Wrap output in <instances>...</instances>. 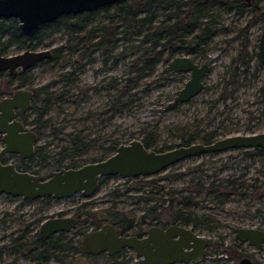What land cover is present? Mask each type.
<instances>
[{
  "label": "rangeland",
  "instance_id": "374dc122",
  "mask_svg": "<svg viewBox=\"0 0 264 264\" xmlns=\"http://www.w3.org/2000/svg\"><path fill=\"white\" fill-rule=\"evenodd\" d=\"M260 7L264 11V1ZM113 12L114 9H111L110 13ZM206 13L208 16L204 21L214 19L213 27L221 33L218 39L220 41L232 37L253 15L248 7L240 13L220 5H210ZM165 14L159 13L162 17ZM106 23L107 13L101 11L95 15L86 30L78 34L90 39V58H80L82 50H74L73 44V38L77 35L71 34L70 30L63 26L58 29L49 28L47 34L40 36L41 42L36 48L15 43L4 53L14 56L29 49L59 50L55 58L26 72L28 80L32 82V89H44L40 99L43 100L48 95L51 98L50 108L42 118L45 123L42 129L45 137L39 141L40 146L47 147L45 154L50 157L51 164V167L42 170L43 178L48 177L51 171L62 169L57 168V159L63 147H67L66 154L70 155L62 164H74L79 168L107 159L115 154L120 145H128L136 140L148 142L152 150L168 151L178 148L183 139L199 133L200 129L214 130L219 136L225 137L236 127L241 129L242 126L237 123H245L248 114H252L253 109L247 108L246 101L251 106L254 99L261 96L264 68L258 77L253 74L254 69L249 71L246 81L248 87L245 88L246 93L242 94V102L241 99L239 101L243 108L237 113H229L223 106H220L219 112L211 107L210 102L218 97L219 87L216 93L205 91L188 104H178L176 98L183 86L181 76L178 73H163L172 59L164 57L155 64V70L150 75L135 80L130 69L131 60L141 53L135 54L130 46L139 44V38L133 37L132 41L125 44L122 42L121 47L110 54L107 61L104 50L93 51L90 44L98 41L100 34L97 30ZM263 29L264 20L252 28L254 43H257ZM8 39L9 36L3 39L4 45H7ZM216 49L212 56L219 57V60L208 79V85L218 86L225 79V66L230 63L232 55L236 52L233 48L229 54L221 55L218 45ZM78 64L82 67L77 68ZM126 79H131L132 82L127 83ZM110 83H115L117 89L108 87ZM126 85H129L128 92L122 94ZM6 86L7 79L0 77V92H5ZM66 90L70 93L61 99L59 95ZM223 112L225 113L220 115ZM30 115L29 120H33L35 112L31 111ZM53 129L61 130L62 136L52 134ZM67 135L81 140L78 144L81 149L75 155L71 154L73 143L67 140ZM3 147L4 143L0 139V151ZM243 158V152L239 150L206 154L178 163L155 176L142 178L139 182L116 177L87 199L79 195L66 200L44 198L25 204L21 198L0 195V246L7 244L11 236L22 234L26 225H31L28 240H34L45 220L63 212L74 214L75 209L84 204L87 206L80 212L88 211L96 221L104 219L111 222L112 218L107 212L111 210L112 213H124L134 221L138 229H147V218H143L147 215L146 210L160 205V201H140L139 198L153 196L165 201L163 208L157 210L159 221L171 222L174 220L173 212L181 210L193 218L205 220L201 230H198L202 237L227 247L236 241L234 229L264 223V212L263 216H254L258 209L264 210V195L246 197L243 191L247 165ZM259 166H262V163H259ZM253 174L255 177L259 175L258 171ZM228 180L234 184L226 188ZM260 180L263 181L264 177ZM145 181L153 182L154 185ZM202 186H211L212 190L198 193L197 188ZM250 202L253 204L249 206ZM246 211H249V216ZM224 248L211 257L213 260L205 264H233L227 261L228 254ZM130 255L133 256L131 264H138L135 254ZM14 261L13 257H0V264H12ZM21 264L30 263L23 261Z\"/></svg>",
  "mask_w": 264,
  "mask_h": 264
},
{
  "label": "water",
  "instance_id": "95a60500",
  "mask_svg": "<svg viewBox=\"0 0 264 264\" xmlns=\"http://www.w3.org/2000/svg\"><path fill=\"white\" fill-rule=\"evenodd\" d=\"M123 0H0V19H14L22 36L32 38L39 30L61 17L76 16L112 7ZM52 50H27L21 54L7 56L0 52V73L12 76L27 72L52 58ZM259 58L264 62V32L259 46ZM192 72L190 81L177 96L176 102H188L203 90L202 80L206 69L198 70L189 58L175 57L164 68L163 73ZM34 92L18 90L13 96L0 102V135L4 148L0 151V195H10L25 201L43 198L70 199L79 193L90 198L95 195L99 183L107 177L124 179L155 176L168 168L206 154H218L253 146H264V135L254 137L235 136L220 139L212 144H193L172 150L157 152L136 140L120 145L114 155L105 160L85 164L79 168H62L52 171L48 178L19 172L14 165L3 164L7 153L31 158L35 153L38 137L32 132L24 133L25 125L17 120L16 110L27 112L31 108ZM74 218L48 219L41 224L39 234L48 238L59 233H69L76 228ZM237 239L249 241L258 247L264 243V232L239 228ZM206 240L191 229L170 226L167 230L151 228L143 238L122 237L111 223L87 236L83 248L87 254L100 255L107 252L117 255L128 248L136 252L139 264H189L201 263ZM190 250V252H187ZM240 264H252L248 259Z\"/></svg>",
  "mask_w": 264,
  "mask_h": 264
},
{
  "label": "flooded vegetation",
  "instance_id": "af4514ba",
  "mask_svg": "<svg viewBox=\"0 0 264 264\" xmlns=\"http://www.w3.org/2000/svg\"><path fill=\"white\" fill-rule=\"evenodd\" d=\"M263 1L264 0H262L261 3ZM245 2L246 4L243 7V9L245 7H248L251 8L252 10L251 4L253 0H245ZM243 9L242 12L240 13H243ZM252 17L247 21L244 27H246L249 24V21L252 19ZM263 20L264 18L259 20L254 26H256L259 22H262ZM254 26L251 27L249 32L240 33L239 31H237V33L232 35V37L222 39L221 41L218 40L219 37L221 36V33L217 31L211 36H203L202 34H200L199 29L197 28L192 34L188 33L183 35L180 43V51L178 57L189 58L192 61V63L198 68V70L206 69V72L202 80L203 83L202 92L195 98L189 100L188 102H179L178 104H188L197 97H199L205 91H211L213 93H216L217 87H219L220 92L218 94V97L210 102V104L212 105L211 107L213 109L219 112L220 106H223L225 109H227L229 113H237L238 110H241L243 108L239 104V101L241 99L242 102V94L246 93L245 88L248 87L246 81L248 80L249 77V71L254 69L253 74L255 75V77H258V74L261 72V69L264 68V62H261L259 58L260 40L264 32V29L261 35L258 37L257 43H254L252 39L253 35H251L252 34L251 30ZM216 45L220 47L219 52L221 53V55L229 54V52L233 48H235V52H236L234 56L232 55L230 63H228L225 66L226 69V71H224L225 79L221 81V83H219L218 86L208 85V79L213 73L217 61L219 60V57L216 58L212 56L213 52L217 50ZM114 60H116V58ZM178 74L181 76V81L183 84L181 90L178 93L179 95L182 92V90L186 87V84L190 81L192 77V72L181 71ZM0 75H1L0 77H5L7 79V86L4 89L5 92H0V98L2 97L0 99V102L5 98H9L13 96V94L18 90H31L34 92V97L31 101V108L25 113L21 112L20 110H16V115H17V120L25 125V129L23 132L24 133L32 132L36 134L38 137L37 131H35L32 127H29L30 124L27 123L31 121L29 120L31 116L30 115L31 111H34L35 117L38 118L43 123L42 121L43 115L46 114V112H48L50 108V104L49 103L47 104L46 102V97L43 100L40 99L41 92L44 89L43 88L32 89V82L28 80L26 72H19L15 76H12L8 73H0ZM113 84L114 83H110L108 84V86L111 88V85ZM69 93H70L69 90L63 91L59 95V97L62 99ZM244 101H246V99ZM246 103H247L246 105L247 108L249 109V107H252L253 112L252 114H248L245 123L242 122L237 123L238 125L242 126L241 129L236 127L235 129L229 131L227 136L225 137L219 136L217 131L214 130L200 129L199 133L196 132L190 135L188 138L183 139L179 147L190 146L193 144H206V145L212 144L220 139H224L227 137H235V136L254 137V136L264 135V87L261 89V96L255 98L251 106L248 105L249 103L247 101ZM35 104L36 107L33 108V105ZM224 113L225 112L221 113L220 115ZM0 139L4 143L3 135H0ZM40 140L41 139H39L38 137V143L35 146V153L31 158L23 159L20 155L7 153L3 158V164L14 165L19 172L30 173L42 177L41 176L42 170L48 169L49 166L47 165L45 169H42L43 167L37 154V148L40 146L39 145ZM237 150L243 152V157H244L243 159L247 162V165L245 167L246 172L244 173V177L246 179L243 184V191L245 192L244 193L245 196L253 198L254 195H264V180L263 181L260 180L261 177H264V146H253V147H247V148L236 149L231 151H237ZM259 163H262V166H259ZM259 168H262L263 170ZM254 171L255 172L258 171L259 174L258 177H255V175L253 174ZM116 177L119 176L107 177L102 179L99 183L98 191L103 186H107L109 181L115 179ZM126 180L139 182L142 181V178L140 177L134 179L130 178ZM257 184H259V186H257ZM261 190H263V192H261ZM79 195H81L83 198H86L83 196L82 193H79L76 196ZM5 196L9 198H15L10 195H5ZM76 196L72 198H75ZM263 197H260V199H262ZM48 199H53V198H48ZM38 200L35 201L23 200V203L25 204L28 202L33 203ZM252 204H253L252 202L248 203L249 206ZM86 206L87 204H84L76 208L74 214H68L63 212L57 214L54 217L48 218V219H54V218L76 219L78 221V224L76 228H74L71 232L59 233L50 236L48 238L42 237L40 235L42 238H44L41 240L29 239L26 241H16L10 239L7 241V244L0 246V257L2 256L13 257L15 261L12 264H21V262L23 261H28V263L30 264H131L133 256L130 255V253H134L139 264L140 259L137 257L136 252L128 248L122 249L115 256H110L107 252L102 253L100 255H92V254H87L85 252L83 248L84 239L90 234L99 230L104 224H106L104 223L101 226H99L98 221H104V219L96 221L88 211L85 213H81L80 211ZM246 212H247L246 213L247 216H249L250 214L249 211ZM263 212H264L263 209H258L254 213V216L257 217L263 216ZM149 214L152 215H148L147 220L145 221L147 229L145 228L138 229V227L135 225L131 230L128 231L126 230L127 228L121 229L117 225L114 226L119 230L120 235L122 237L135 236L138 238H143L147 235L148 231L153 227H159L163 230H167L170 226L186 227L191 229L195 234L201 236L198 233V230H201L202 224L199 225L185 224L184 219L175 220V218L171 222L168 221L162 222L159 221V218L154 216L152 212H150ZM89 215L91 216L89 217ZM239 228L264 232V223L263 225L262 224L258 226L247 225L234 229L236 241H234L233 244L227 247H225L223 244L219 242H213L203 237L206 240V247L204 250V256L202 262L201 263L191 262L189 264H205L208 261L213 260L211 259V257L214 255L216 256L219 250L224 247L226 253L228 254V259H227L228 262H231L233 264H240L241 260L248 259L252 264H264V243H262L261 246L258 247L255 244H251L249 241L242 242L238 240L237 229ZM78 233L79 236H77ZM52 237H56V238L59 237V239L52 240L50 239ZM75 238H79V239L76 240ZM26 244H28V248L26 247ZM55 252L59 253L60 256L53 254ZM187 252H190V250H187ZM216 261H221V259H216ZM176 264H184V263H176Z\"/></svg>",
  "mask_w": 264,
  "mask_h": 264
},
{
  "label": "trees",
  "instance_id": "16d2710c",
  "mask_svg": "<svg viewBox=\"0 0 264 264\" xmlns=\"http://www.w3.org/2000/svg\"><path fill=\"white\" fill-rule=\"evenodd\" d=\"M261 1L262 0H253L251 7L254 15L246 27L238 30L240 33L249 32L252 26L264 18V12H262L260 7ZM245 4V0H123L115 6L106 7L93 13L61 17L54 23L43 26L36 36L32 38L22 36L18 30V22L16 20L0 19V52L2 54L6 53L8 47L15 43L24 44V46L28 45L29 47H36V45L41 42L40 36L47 34L46 31L49 28L53 27L58 29L63 26L69 29L71 34L77 35L73 38V44L75 45L74 50H82L80 58H90L92 55V52H89L90 48L88 47V40L90 39L88 37H80L78 34L84 32L87 26L94 20L95 15L103 11L107 13L108 23L98 28L97 31L100 34L99 39L95 43L90 44L93 51L104 50L107 61L109 60V55L121 47L122 42L125 44L126 42L132 41L133 37L139 38V40H141L140 43L130 46V49L134 50L133 52L135 54L141 53V55L136 56L131 60L130 69L131 73L135 76V80H140L150 75L155 70V64L164 57H167L169 60L178 56L180 43L184 34H192L197 28L203 36H211L216 32V29L213 27L215 22L214 19L207 22L204 21V19L208 16L206 10L210 5H220L228 10L242 12ZM111 9H114L113 13H110ZM160 12H165L166 14L162 17L159 15ZM7 36H9L8 43L7 45H4L2 41ZM125 50L126 49H124L123 52H125ZM58 51L59 50L56 49L53 50V56L51 59L56 57V53ZM123 54L124 53H122V55ZM81 67L82 66L80 64L77 65V68ZM125 81L127 83L132 82L131 79H126ZM128 86L126 85V87L123 88L124 91L122 94L128 92ZM111 87H113L114 90L117 89L115 83L111 85ZM50 100V96H46L47 104ZM35 107L36 104L33 105V108ZM27 124L33 126L32 128L37 131L39 139L45 137V133L42 131V128L45 125L44 122L42 123L35 117ZM61 133L62 131L59 129H53L52 131V134L58 137L62 136ZM67 140L73 143V152L71 154H77V152L81 149V147H78L81 140H79L78 137L73 138L72 135H67ZM143 143L147 148L151 149L148 142L145 141ZM46 148V146H39L37 148V154L43 167L42 169H45L47 165L51 167V164L49 163L50 157L45 154ZM66 149L67 147H63V150L59 153L57 168H76L74 164H62L70 155L66 154ZM168 149H171V147H168ZM155 151L163 152L164 150L155 149ZM168 177L169 176H166V178ZM145 183L152 186L154 185L153 182L149 181H145ZM233 184L234 183L232 181L228 180L226 188L232 186ZM205 190L211 191L212 187L202 186L197 188L198 193H202ZM139 200L160 201V205L147 208V215L143 217L145 220L147 218L146 216H148L150 212H152L154 216L158 217L157 210L158 208H163V202H165L162 199H158L153 196L140 197ZM168 208L170 210V207ZM107 212L112 218V221H98L99 226L104 223H111L113 225H117L121 229L127 228L126 230L128 231L135 226L134 221L126 217L124 213H112L111 210H107ZM173 214L175 220L184 219L185 224L199 225L204 224L205 221L200 220L197 217L193 218L192 216H189L190 214L181 210H176ZM90 216L91 215H89V217ZM30 229L31 225H26V229L22 234L17 237L11 236L10 239L16 241H26L28 240ZM35 239L41 240L44 238L37 233ZM50 239L57 240L59 237H52ZM26 247L28 248V244H26ZM53 254L60 256V254L56 252Z\"/></svg>",
  "mask_w": 264,
  "mask_h": 264
},
{
  "label": "bare ground",
  "instance_id": "6f19581e",
  "mask_svg": "<svg viewBox=\"0 0 264 264\" xmlns=\"http://www.w3.org/2000/svg\"><path fill=\"white\" fill-rule=\"evenodd\" d=\"M49 61V60H48ZM46 62V61H45Z\"/></svg>",
  "mask_w": 264,
  "mask_h": 264
}]
</instances>
